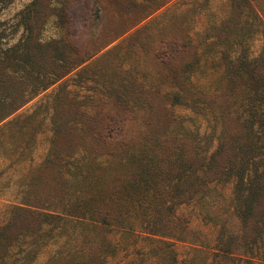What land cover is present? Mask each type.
<instances>
[{"label": "rangeland", "instance_id": "1", "mask_svg": "<svg viewBox=\"0 0 264 264\" xmlns=\"http://www.w3.org/2000/svg\"><path fill=\"white\" fill-rule=\"evenodd\" d=\"M36 3L0 0V234L41 222L0 264H264V0Z\"/></svg>", "mask_w": 264, "mask_h": 264}, {"label": "trees", "instance_id": "2", "mask_svg": "<svg viewBox=\"0 0 264 264\" xmlns=\"http://www.w3.org/2000/svg\"><path fill=\"white\" fill-rule=\"evenodd\" d=\"M42 1H46V0H39L40 4H38V3H36V4L39 5V7H40V5H42ZM156 193H157V198L161 197L160 193H158V192H156ZM109 206H110V204H107V203H105V205H104V207H107V208ZM99 208H100V206L97 207L99 215L96 213V209H93V212H92V214H97V216H99V219L101 220L100 222L99 221H96V222H99L100 224L101 223L102 224H108L110 219H107L105 217L106 216L105 214H100V211L103 209L100 208L101 210L99 211ZM39 218H40V216L38 214H36L35 212H33L31 209H29V208L27 209V208L21 207V206L18 207L13 214V218L11 219L9 224L5 227V229L0 234V243L3 244L2 247H4V248L10 247L11 244L18 239L21 231H27V232L34 233V234L37 233L39 227H38V225H37V227H33V223L34 222L39 223ZM30 222H32V225L29 224ZM40 223H39V225H40ZM12 227H17V229H18L17 234H10V235L8 234L9 231L12 229ZM162 243H163L164 250H167L169 248V243H165V241H162ZM224 253H226V252H224ZM228 253H226V254H228ZM230 255H233V254L229 253V256ZM164 256H165V258L163 259V262H164L163 264L166 263V259H167L168 255L164 254Z\"/></svg>", "mask_w": 264, "mask_h": 264}]
</instances>
